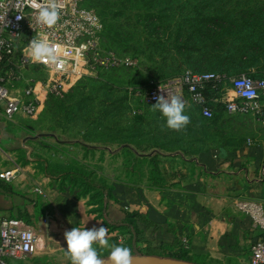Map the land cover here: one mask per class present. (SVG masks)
<instances>
[{"label": "crops", "instance_id": "crops-1", "mask_svg": "<svg viewBox=\"0 0 264 264\" xmlns=\"http://www.w3.org/2000/svg\"><path fill=\"white\" fill-rule=\"evenodd\" d=\"M132 112L144 119L136 125L138 135L131 132L132 137L115 148H101L103 162L109 154L121 161L113 173L104 175L113 194L105 211L100 212L79 188L45 176L33 164L20 163L22 169L13 182L0 178V223L6 218L22 219L41 237L35 255L11 264H70L64 254L65 231L100 224L108 230L110 245L122 243L133 254L165 257L163 250L172 249L195 264H250V248L262 232L234 210L233 201L254 200L264 207L262 123L252 115L227 111L218 112L212 121L197 111L180 131L168 129L164 121H157L155 130L150 115L157 111ZM3 120L0 113V175L19 164L25 150L23 139L3 130L10 124ZM128 150L146 158L138 178L128 176L134 165L122 163L123 157L131 155ZM153 158L157 172L151 176ZM38 184L44 196L34 192ZM131 212L140 214L133 222V234L115 229Z\"/></svg>", "mask_w": 264, "mask_h": 264}, {"label": "rangeland", "instance_id": "rangeland-1", "mask_svg": "<svg viewBox=\"0 0 264 264\" xmlns=\"http://www.w3.org/2000/svg\"><path fill=\"white\" fill-rule=\"evenodd\" d=\"M83 5L103 22L101 47L136 64L80 79L35 118L7 121L6 134L23 139V165L51 174L93 172L91 179L101 185L121 162L111 154L103 162L101 148L132 137L139 116L132 111L151 108L139 96L148 82H167L187 70L213 71L225 76L229 88L233 77L257 75L264 67V0H85ZM182 22L183 30L205 33L194 35V47L177 52L169 45ZM157 42L167 47L154 48ZM179 95L192 106L186 93ZM112 107L122 108L119 115L103 113ZM123 159L127 164L129 156ZM99 254L105 257L101 249Z\"/></svg>", "mask_w": 264, "mask_h": 264}, {"label": "built area", "instance_id": "built-area-1", "mask_svg": "<svg viewBox=\"0 0 264 264\" xmlns=\"http://www.w3.org/2000/svg\"><path fill=\"white\" fill-rule=\"evenodd\" d=\"M84 1L59 0L60 18L54 27L48 28L38 22L36 11L29 6L30 0H0V113L4 120L35 118L51 96L63 98L80 79L136 64L132 58H121L101 47L103 22L96 12L83 5ZM19 15L23 18L17 20ZM33 38H44L54 45L61 63L33 61L27 53L28 42ZM224 80L220 73L187 70L169 82H151L139 96L145 105L152 106L157 96L167 97V91L178 96L187 91V102L201 106L203 116L210 119L214 113L205 106V96L199 89L205 83ZM160 87L165 91L161 92ZM222 101L229 114L252 115L264 126V78L233 77ZM22 166L15 164L12 170L1 173L0 178L13 182ZM34 192L45 195L40 184ZM233 208L249 217L253 227L262 232L250 248V264H264L263 204L237 198ZM40 244V235L26 221L8 218L1 221L0 264L28 259L38 252Z\"/></svg>", "mask_w": 264, "mask_h": 264}, {"label": "clouds", "instance_id": "clouds-1", "mask_svg": "<svg viewBox=\"0 0 264 264\" xmlns=\"http://www.w3.org/2000/svg\"><path fill=\"white\" fill-rule=\"evenodd\" d=\"M29 6L36 11V18L40 24L48 28L57 24L61 9L59 0H30ZM22 18L21 15L17 16V20ZM27 53L35 62L61 63L55 46L44 38L31 39L28 42ZM160 91L164 92L165 89L160 87ZM155 99L156 103L151 108L154 112L159 111L162 114L168 129L180 131L190 123V117L184 114L186 105L180 96L167 91V97L159 95ZM107 237L108 230L103 224L90 229L72 227L71 230L64 233L67 245L66 249L64 248V254L70 264H105L98 249L93 246L96 244L100 249H110L107 257L108 264H133L132 249L123 246L122 243L110 245Z\"/></svg>", "mask_w": 264, "mask_h": 264}, {"label": "trees", "instance_id": "trees-1", "mask_svg": "<svg viewBox=\"0 0 264 264\" xmlns=\"http://www.w3.org/2000/svg\"><path fill=\"white\" fill-rule=\"evenodd\" d=\"M194 21L195 20L191 21L190 24L194 25ZM183 24H184V22H182L180 24L181 28L176 31L177 38L174 40V42L172 44L169 45V48L171 50H176L177 52H181L182 50L189 49L190 45H191V47H194V44H195L194 43V35L197 34V35H199V37H202V35H204L203 33H205L204 28H199V32L183 30ZM261 35L264 36V32ZM166 47L167 46L161 42H157L156 44H154V48H166ZM263 60H264V57H263ZM195 72H199V71H195ZM207 72H213V71H207ZM200 73H205V72H200ZM214 73H217V72H214ZM242 75H244V74H242ZM245 75L250 76V77L255 78V79H262V78H264V67L261 68V70L258 72L257 75H248V74H245ZM180 76H177V77L175 76L171 80H174ZM239 76H241V75H239ZM171 80H168L167 82H169ZM152 81H154V80H152ZM162 83H166V82H162ZM150 84H151V81L148 82L146 87H148ZM229 88H230V86H229ZM229 88L227 87L226 80H224V81H218V82L205 83L204 86L199 89V92H201L205 96V99H206L205 106L210 108L214 113V116L212 118H210L212 121H214L216 119V115L218 112L226 111V104L222 101V98L225 95L227 89H229ZM185 93H186V96L188 98L187 91H185ZM67 95H65L64 97H66ZM50 99H57V98L54 96H51L48 99V101ZM191 104H192V106H190L189 109L185 110L184 114H186L190 117V121H193V117L196 116L195 113L197 111H200L202 114V107L195 105L193 103H191ZM112 108H110L112 110H109V109L104 110L103 113L108 114L110 112H113V113L118 114L119 112H121L120 109H122V108H118V107H112ZM188 110H191L192 112L190 111V113H189ZM137 115H139V116H137L135 126H133V128H131V130H132L131 132L134 134V136L138 135L136 125L138 126V123L140 121L143 122V120H144L142 118L141 114H137ZM150 116L152 117V120L154 121L155 130L157 128H159V125H157V123H156L157 121L166 122L165 118H163L162 114L159 111L151 114ZM202 116H203V114H202ZM105 118H107V117H105ZM115 125H116V122H115ZM129 151L130 150H128L127 152L131 155H129V160H128L127 164L128 165H130V164L134 165L135 169L133 170L132 173L130 171H128V173H129L128 176L130 175L132 178H138V172H139L140 168L146 164V161H145L146 158H145V156L142 159L138 158L136 156H133L132 153H130ZM41 162H44V160H41ZM19 163H22V161H20V159H19ZM150 165L153 166V168H154L153 171L151 172V176H152V175H155L157 172L156 171L157 170L156 159L153 158L150 162ZM37 169H39V168H37ZM41 172L49 178L56 179V180L60 181L62 184L67 182V183L71 184L72 187L79 188L81 190L82 195H89L90 196L91 202L98 206L100 212L105 211V209L107 208L108 202H110L113 198V194L111 192L112 189L109 186V179L107 177H106L107 179H105L104 181H101V185H100V184H96L94 182V180L91 179V175L93 172L86 173L83 170H71L70 172H64L61 174H53V173L51 174L47 169H43ZM139 216H140V214H138L137 212L128 213L127 218L125 220V223L123 225L115 226V227L113 226V227L115 229L120 230L121 233L133 234L132 229H134L133 226H135L133 222H134L135 218L139 217ZM134 234L138 235L136 228L134 230ZM113 244L114 243H111V245H113ZM97 249L100 252V248L97 247ZM109 252H110V249L107 251L105 250L104 253H101V255L104 254V256H105L102 259H107ZM163 253H164L166 258H172V259L190 262V260L187 258L185 253L184 254H181V253L178 254V252H175L172 249L163 250Z\"/></svg>", "mask_w": 264, "mask_h": 264}, {"label": "water", "instance_id": "water-1", "mask_svg": "<svg viewBox=\"0 0 264 264\" xmlns=\"http://www.w3.org/2000/svg\"><path fill=\"white\" fill-rule=\"evenodd\" d=\"M133 256H134L133 264H195L183 260H177L166 257L147 256L140 253H135L133 254ZM104 260H105V264H108L107 259Z\"/></svg>", "mask_w": 264, "mask_h": 264}]
</instances>
